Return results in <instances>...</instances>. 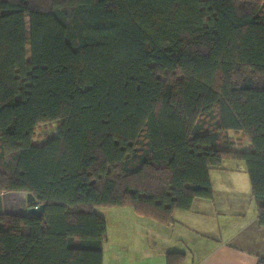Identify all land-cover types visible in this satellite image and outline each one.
Here are the masks:
<instances>
[{
    "label": "trees",
    "instance_id": "16d2710c",
    "mask_svg": "<svg viewBox=\"0 0 264 264\" xmlns=\"http://www.w3.org/2000/svg\"><path fill=\"white\" fill-rule=\"evenodd\" d=\"M226 159L264 227V0H0V194L45 204L0 214V264H103L96 208L170 224Z\"/></svg>",
    "mask_w": 264,
    "mask_h": 264
},
{
    "label": "crops",
    "instance_id": "0c3cea01",
    "mask_svg": "<svg viewBox=\"0 0 264 264\" xmlns=\"http://www.w3.org/2000/svg\"><path fill=\"white\" fill-rule=\"evenodd\" d=\"M213 198H197L161 224L125 207H98L108 222L103 264H167V253L184 252L181 264H259L264 227L258 223L244 161H224L210 171Z\"/></svg>",
    "mask_w": 264,
    "mask_h": 264
},
{
    "label": "water",
    "instance_id": "95a60500",
    "mask_svg": "<svg viewBox=\"0 0 264 264\" xmlns=\"http://www.w3.org/2000/svg\"><path fill=\"white\" fill-rule=\"evenodd\" d=\"M44 208L45 204L39 203L32 192L7 191L0 194V214L41 216Z\"/></svg>",
    "mask_w": 264,
    "mask_h": 264
},
{
    "label": "rangeland",
    "instance_id": "374dc122",
    "mask_svg": "<svg viewBox=\"0 0 264 264\" xmlns=\"http://www.w3.org/2000/svg\"><path fill=\"white\" fill-rule=\"evenodd\" d=\"M30 29L29 21H28V32ZM30 45L28 44V53L27 58L30 60L31 53H30ZM61 119H54L51 121H47L44 123H40L35 128V134H34V142L38 144H42L44 142H47L53 137H56L59 134V131L61 129ZM231 135L233 136V139L235 141V146L238 148H245L247 150H252L253 145L249 138H247L244 133L240 130H230ZM224 161H243L238 159H226ZM105 207V206H101Z\"/></svg>",
    "mask_w": 264,
    "mask_h": 264
}]
</instances>
